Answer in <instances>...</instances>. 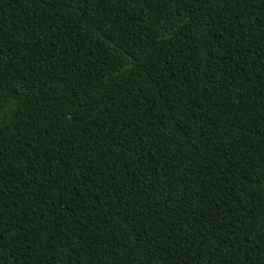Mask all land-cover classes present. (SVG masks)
<instances>
[{
    "label": "trees",
    "instance_id": "obj_1",
    "mask_svg": "<svg viewBox=\"0 0 264 264\" xmlns=\"http://www.w3.org/2000/svg\"><path fill=\"white\" fill-rule=\"evenodd\" d=\"M0 264H264V0H0Z\"/></svg>",
    "mask_w": 264,
    "mask_h": 264
},
{
    "label": "snow or ice",
    "instance_id": "obj_2",
    "mask_svg": "<svg viewBox=\"0 0 264 264\" xmlns=\"http://www.w3.org/2000/svg\"><path fill=\"white\" fill-rule=\"evenodd\" d=\"M249 239H251V237H249Z\"/></svg>",
    "mask_w": 264,
    "mask_h": 264
}]
</instances>
